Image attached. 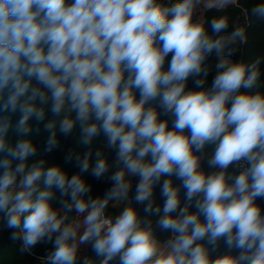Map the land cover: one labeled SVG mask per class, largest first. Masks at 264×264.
I'll list each match as a JSON object with an SVG mask.
<instances>
[{
  "label": "clouds",
  "instance_id": "obj_1",
  "mask_svg": "<svg viewBox=\"0 0 264 264\" xmlns=\"http://www.w3.org/2000/svg\"><path fill=\"white\" fill-rule=\"evenodd\" d=\"M233 2L0 0V228L21 255L264 264V56L234 59L244 30L207 18Z\"/></svg>",
  "mask_w": 264,
  "mask_h": 264
},
{
  "label": "trees",
  "instance_id": "obj_2",
  "mask_svg": "<svg viewBox=\"0 0 264 264\" xmlns=\"http://www.w3.org/2000/svg\"><path fill=\"white\" fill-rule=\"evenodd\" d=\"M254 0H236L232 3L223 13L216 12L215 10L207 13V18L210 20L217 15H227L229 18L230 28H235L237 21L243 19V11L245 10L248 15V23L245 25L246 43L242 45V50L237 57L238 60H250L258 56H264V21L251 16L250 9ZM264 67V65H262ZM212 76H209V82ZM44 134L41 132L39 136H34V142L38 144L41 149V158H44L48 165L62 164L70 173L77 171L74 164H64V156L68 149L74 148V141L71 139L64 140L62 138V146L60 149L53 150L49 153H43L44 148ZM82 151V150H81ZM89 182L93 184V191L96 194H102L106 185L103 181H95L89 177ZM10 230L0 228V264H35V257L27 254L21 255L18 250V243L9 239ZM46 247L50 246H37L34 252L37 256L44 255Z\"/></svg>",
  "mask_w": 264,
  "mask_h": 264
},
{
  "label": "built area",
  "instance_id": "obj_3",
  "mask_svg": "<svg viewBox=\"0 0 264 264\" xmlns=\"http://www.w3.org/2000/svg\"><path fill=\"white\" fill-rule=\"evenodd\" d=\"M235 3H236V1H235ZM246 23H248V15H247V12L244 10L243 11V19L240 18L239 21H237V24H236L235 28H240V29L244 30V32H245V25H246ZM241 50H242V45H240L238 47V50L236 51V53H235V55L233 57L234 59H237L238 60L237 57L239 56Z\"/></svg>",
  "mask_w": 264,
  "mask_h": 264
},
{
  "label": "rangeland",
  "instance_id": "obj_4",
  "mask_svg": "<svg viewBox=\"0 0 264 264\" xmlns=\"http://www.w3.org/2000/svg\"><path fill=\"white\" fill-rule=\"evenodd\" d=\"M233 3H235V0H234V2Z\"/></svg>",
  "mask_w": 264,
  "mask_h": 264
},
{
  "label": "crops",
  "instance_id": "obj_5",
  "mask_svg": "<svg viewBox=\"0 0 264 264\" xmlns=\"http://www.w3.org/2000/svg\"><path fill=\"white\" fill-rule=\"evenodd\" d=\"M236 1V0H235Z\"/></svg>",
  "mask_w": 264,
  "mask_h": 264
}]
</instances>
